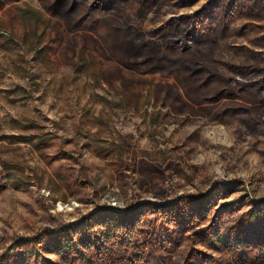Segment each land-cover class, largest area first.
I'll return each instance as SVG.
<instances>
[{
    "label": "rangeland",
    "instance_id": "rangeland-1",
    "mask_svg": "<svg viewBox=\"0 0 264 264\" xmlns=\"http://www.w3.org/2000/svg\"><path fill=\"white\" fill-rule=\"evenodd\" d=\"M139 210L160 264H264V0H0V264H103Z\"/></svg>",
    "mask_w": 264,
    "mask_h": 264
},
{
    "label": "trees",
    "instance_id": "trees-1",
    "mask_svg": "<svg viewBox=\"0 0 264 264\" xmlns=\"http://www.w3.org/2000/svg\"><path fill=\"white\" fill-rule=\"evenodd\" d=\"M134 211H126L118 220L112 221L109 219V222H113L116 229V234H109V237L117 236L118 233L123 234L126 232L125 230L128 229L127 233L123 236L128 240L125 241L124 239V251L119 254H112L111 257L106 258L103 260V264H111L112 261H117V259H121L125 262L131 261L133 257L140 256L139 262L135 264H160V256H164L163 253L158 251V242L153 241V232L156 226V222L159 219V215L152 213L149 218H146L149 213L152 211H141L139 210L138 213H132ZM147 222V224L145 223ZM124 230L123 232H121ZM134 232L132 233V231ZM129 237V238H128ZM114 242V241H113ZM175 243V242H173ZM99 244V243H98ZM109 244V243H108ZM96 246V245H95ZM141 246V247H140ZM105 244H101L98 248L99 254H101L105 249ZM156 248V249H155ZM162 252V251H161ZM197 254L192 253L189 257L186 258L184 264H215L211 261L213 254H204L201 251H196ZM147 255L146 259L143 257ZM206 257H209L206 259ZM143 260V261H142ZM178 264H182L181 260L177 261ZM261 263H264L262 261ZM128 264H130L128 262ZM134 264V263H131Z\"/></svg>",
    "mask_w": 264,
    "mask_h": 264
}]
</instances>
